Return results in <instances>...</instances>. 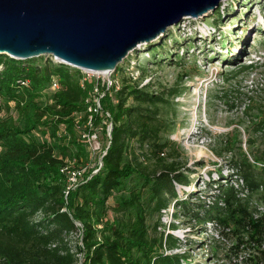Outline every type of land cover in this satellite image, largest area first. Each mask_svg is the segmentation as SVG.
<instances>
[{
    "label": "trees",
    "instance_id": "obj_1",
    "mask_svg": "<svg viewBox=\"0 0 264 264\" xmlns=\"http://www.w3.org/2000/svg\"><path fill=\"white\" fill-rule=\"evenodd\" d=\"M82 79L78 68L52 58L0 53V264H183L187 252L167 251L182 241L158 231L171 202L169 228H177L174 218L181 215L201 228L210 223L232 239L228 248L240 263L264 264V211L256 206L264 205V182L246 154L233 159L226 174L218 170V178L204 181L215 190L208 198L183 197L177 186L190 178L184 162L172 158L179 151L167 137L170 118L163 110L174 92L131 79L95 93L93 81L81 86ZM101 92V109L89 111ZM99 124L104 133L111 124V133L102 165L87 167L92 151L82 138ZM65 166L84 169L73 188ZM75 231L81 244L73 249L67 237Z\"/></svg>",
    "mask_w": 264,
    "mask_h": 264
},
{
    "label": "rangeland",
    "instance_id": "obj_2",
    "mask_svg": "<svg viewBox=\"0 0 264 264\" xmlns=\"http://www.w3.org/2000/svg\"><path fill=\"white\" fill-rule=\"evenodd\" d=\"M218 8L206 16L185 17L159 38L139 44L110 75L116 86L132 79L139 86L148 81L157 92H174L163 110L170 118L167 137L179 151L172 158L184 162L181 169L190 178L188 185L177 186L183 197L194 192L208 198L215 190L204 181L218 178V170L226 174L227 165L233 166L232 160H239L241 152L264 182L258 167L260 161L264 164L258 158L264 154V131L257 128L258 122L264 128V0H221V17ZM111 101L115 102L113 95ZM108 126L105 133L99 124L83 136L92 151L85 161L87 167L100 162L108 143ZM66 164L74 167V160L66 159ZM259 197L253 193L254 199ZM172 203L162 213L164 225L158 231L182 242L167 251L187 252L188 261L183 264H246L229 251L232 239L216 234L217 227L210 223L201 228L181 215L174 218L177 228H169ZM155 219L151 216L148 222ZM79 237L77 231L67 237L73 249L81 244Z\"/></svg>",
    "mask_w": 264,
    "mask_h": 264
},
{
    "label": "water",
    "instance_id": "obj_3",
    "mask_svg": "<svg viewBox=\"0 0 264 264\" xmlns=\"http://www.w3.org/2000/svg\"><path fill=\"white\" fill-rule=\"evenodd\" d=\"M220 1L0 0V53L111 72L139 44L185 17L206 16Z\"/></svg>",
    "mask_w": 264,
    "mask_h": 264
},
{
    "label": "built area",
    "instance_id": "obj_4",
    "mask_svg": "<svg viewBox=\"0 0 264 264\" xmlns=\"http://www.w3.org/2000/svg\"><path fill=\"white\" fill-rule=\"evenodd\" d=\"M49 58H52L53 61L60 62L55 57H49ZM60 63H62V62H60ZM79 70L83 73V79L80 81L81 86H82V81L83 80H85V79L92 80L93 81V87H94L93 91L95 93L100 91V87L101 86L106 87V89H110L112 87H115V89H117L119 87V86H116L115 80L110 78L111 73H113L115 71H111V72L100 71V72H97V71H91V70H88V69H85V70L84 69H79ZM94 76L96 78L94 80L91 79ZM21 84L27 85L28 84V80L21 81ZM57 87H58V80L55 77V78L52 79V82H51L49 88H51L52 90H55V89H57ZM103 93L104 92H101L99 97L91 99L92 104L89 105V107H88L89 111H91V110L92 111H97L98 109H101L99 98L101 97V95ZM106 114L108 115V113H106ZM61 170L62 171H66L69 174L68 180H70V187H72V188L76 185V181L78 180V178L80 177V175L83 172V170H77V169L68 170L67 166L63 167ZM239 182H241L240 179H239ZM237 183L234 182V186L235 187L238 186ZM240 195L242 196L243 193L240 194ZM256 206H257V210L258 211H264V205L263 204H260V203L257 202ZM163 212H165V211H163Z\"/></svg>",
    "mask_w": 264,
    "mask_h": 264
}]
</instances>
